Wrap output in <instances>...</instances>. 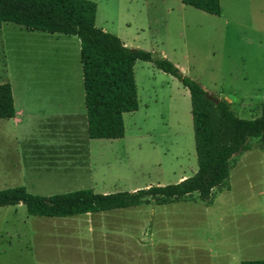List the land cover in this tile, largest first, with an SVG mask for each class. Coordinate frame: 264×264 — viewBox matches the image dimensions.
<instances>
[{
    "label": "rangeland",
    "instance_id": "1",
    "mask_svg": "<svg viewBox=\"0 0 264 264\" xmlns=\"http://www.w3.org/2000/svg\"><path fill=\"white\" fill-rule=\"evenodd\" d=\"M89 1L97 4L99 29L131 49L168 59L210 96L227 101L241 119L261 116L264 40L256 29L227 32L226 0L220 17L186 7L182 0ZM253 22L257 25L256 14ZM79 48L76 37L1 24L0 84H14L17 100L27 97L36 111L44 108L57 114L76 104L86 116ZM60 77L67 82L64 87L53 85ZM135 77L140 109L125 115L123 139L90 140L86 118L74 121L63 114L29 121L18 141L0 135V171L9 174L0 177V190L25 187L42 197L80 190L114 194L174 185L195 175L198 162L189 90L152 63L138 61ZM71 139L74 153L57 154L62 145H71ZM251 145V151L235 157L231 190L217 191L212 204L202 203L195 194L185 202L127 209L150 211L138 220H154L153 226L137 225L130 237L142 240L147 231L149 241L152 229L155 264H214L218 253L234 254L243 261L264 258V152L259 140ZM87 147L91 159L84 151ZM12 208L19 209L14 222L5 211L0 216V251L11 244L16 263L2 260L0 264H35L29 244L56 238L71 244L67 251L74 258L101 259L103 235L90 233L87 226L74 233L63 229L62 218L30 217L24 205L5 210ZM165 221H169L166 228L159 225ZM82 238L91 244L88 254L74 244Z\"/></svg>",
    "mask_w": 264,
    "mask_h": 264
},
{
    "label": "trees",
    "instance_id": "2",
    "mask_svg": "<svg viewBox=\"0 0 264 264\" xmlns=\"http://www.w3.org/2000/svg\"><path fill=\"white\" fill-rule=\"evenodd\" d=\"M182 3L210 16L222 15L221 0ZM97 11V4L89 0H0V26L10 23L29 32L79 39L90 140L125 138V115L140 109L135 77L138 61L152 63L179 80L191 96L198 171L178 184L114 194L80 190L42 197L25 187L0 190V209L24 205L33 217L70 218L151 203L165 206L185 202L195 194L202 203L212 204L217 191L230 190L235 157L251 151L252 140H259L264 152V105L259 118L241 119L227 101L219 99L216 104L210 100L201 84L168 59H156L150 52L131 49L119 37L99 29ZM15 116L12 85L0 84V120ZM241 264H264V260Z\"/></svg>",
    "mask_w": 264,
    "mask_h": 264
},
{
    "label": "crops",
    "instance_id": "3",
    "mask_svg": "<svg viewBox=\"0 0 264 264\" xmlns=\"http://www.w3.org/2000/svg\"><path fill=\"white\" fill-rule=\"evenodd\" d=\"M255 14L257 15V25H255V23L253 22V16ZM226 15L227 32H230V34H235V32H238L240 30L246 32L248 30L256 29L258 34H260L259 38L261 40H264V0H226ZM124 44L127 46L125 42ZM54 84L56 86L64 87L67 82L66 80H63L61 78L56 80L53 85ZM11 85L14 96L16 116L12 120H0V135L2 136V138L5 137L6 140L12 139L14 141H18L21 138V135L24 133L23 131L27 128L28 122L36 118H39L40 120L48 117L57 118L59 117L58 114H63L64 117L72 118L74 121H77L79 119L85 120V118L87 121V114L85 116L84 110H81L82 107L76 108V104L73 107H69V109H65L64 112L57 114L48 113V111L44 108L38 109L36 111L32 108L33 106H31L32 101L28 100L27 97H22L20 100H17L14 84ZM71 140V145H69L68 143L62 145L61 148H59L57 154H65L68 153V151L74 153V140ZM1 148L6 151L9 149L8 146H2ZM84 151L91 159L90 148H84ZM61 159H70V157L62 156ZM0 177L7 178L9 177V174H7V171L1 170ZM5 209L6 208L0 209V216L3 213L2 211H5V216L7 215L6 217H11V221L14 222V220L19 215V209ZM113 212L117 214H112ZM149 212V210L142 209H136L134 211L124 209L105 213L62 218L61 221L63 224H61V227L63 229L68 230L69 228H71L72 232L74 233V231L76 230L81 231L83 229V226H87L90 233H97L98 235H103V241L99 243V248L101 250V259L98 260H96V258L91 259L90 257L83 255L82 257L74 258L71 252L68 255L67 249L71 244L69 242L61 240L60 238H56L54 241L44 242L40 240L36 242L35 240L34 243L32 242L29 244V249L33 251V255L36 260L35 264H155L154 252L152 251L154 245L152 229L149 235V241H146L147 239L145 240V238H147L148 236V232L146 230V232L142 236V240H138L136 236L132 238L130 237V235L134 232V230H132L133 227L137 228V225L138 227H140V229L141 227L148 228L153 226L154 220H138L139 217L142 218L148 216ZM131 215L135 216L134 218L136 219L130 220L129 218H132L130 217ZM27 220L29 219L27 218ZM16 221L18 222V220ZM127 224L130 225L127 226ZM134 225H136V227ZM159 225L162 227L164 226L166 228V226L169 225V221H165V223L161 222ZM39 229H41L40 226ZM74 244L78 246L77 248L83 254H88V251L91 247V244L86 242L83 238ZM60 249H66V251H50ZM42 250H44V253ZM70 250L72 251L73 249ZM15 254L16 253H14L11 244H9L6 250L0 251V261L8 260V263H16V260L12 258V255L14 256ZM255 260H264V258L252 259L250 261ZM91 261L93 263H91ZM242 262L243 260L241 257L237 258L234 254L230 253H218L214 258V264H241Z\"/></svg>",
    "mask_w": 264,
    "mask_h": 264
},
{
    "label": "water",
    "instance_id": "4",
    "mask_svg": "<svg viewBox=\"0 0 264 264\" xmlns=\"http://www.w3.org/2000/svg\"><path fill=\"white\" fill-rule=\"evenodd\" d=\"M209 99L212 100V101H214L216 104L219 103V99H216V98H214L212 96H209Z\"/></svg>",
    "mask_w": 264,
    "mask_h": 264
}]
</instances>
